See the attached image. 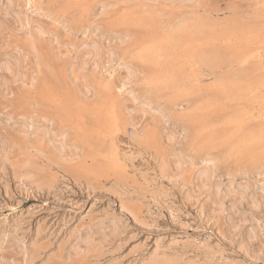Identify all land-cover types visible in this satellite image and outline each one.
Wrapping results in <instances>:
<instances>
[{"label": "rangeland", "instance_id": "1", "mask_svg": "<svg viewBox=\"0 0 264 264\" xmlns=\"http://www.w3.org/2000/svg\"><path fill=\"white\" fill-rule=\"evenodd\" d=\"M122 1L0 0V264H264V152L241 153L234 136L204 142L191 120L219 126L240 115L254 125L264 108L212 90L214 76L177 63L175 47L168 69L152 63L143 52L152 30L134 20L153 13L158 34L188 10L234 21L208 35L234 59L223 71L255 80L264 77V0ZM105 81L117 124L99 95Z\"/></svg>", "mask_w": 264, "mask_h": 264}, {"label": "bare ground", "instance_id": "2", "mask_svg": "<svg viewBox=\"0 0 264 264\" xmlns=\"http://www.w3.org/2000/svg\"><path fill=\"white\" fill-rule=\"evenodd\" d=\"M6 1V0H5ZM130 1V0H129ZM141 1V2H140ZM147 1L149 0H138L140 7L142 8L144 5H146ZM165 1H169V3L173 4L176 3V8H182L184 6H187L186 2H192L191 0H165ZM8 2V1H7ZM121 2L123 3V1L121 0ZM10 3V2H9ZM192 3L190 5H192ZM196 3V2H194ZM116 5V4H115ZM12 7V6H11ZM14 7V6H13ZM16 8V7H15ZM11 9V8H10ZM9 10V9H8ZM26 10V9H25ZM11 12V11H9ZM2 13V12H1ZM14 14V13H13ZM153 13L147 11L145 12V10H143L142 12H140L135 18L134 20L136 21V23H138L140 26H143L144 28H150L152 31L151 34V40L150 41V45L148 47L145 48V50H143L144 55H146L147 59L152 60L151 62L154 63L155 65L160 66L161 68H164L165 70L168 69V61L169 59L167 58V56L165 55V51L170 48V47H175L176 49H178V58H177V63L181 60H184L187 63H190L195 69L197 70H206L207 75H213L214 79H213V86H212V90L216 91L217 93H219L220 95L224 96L225 98H227L228 100H234L237 102H242L243 101H247L249 103H255L258 104L260 107L264 108V77H255L256 79H252L249 75L247 70H240L239 69L235 72L232 73H226L225 71H223L222 69V65L225 63H229L232 60V57H228L225 58L221 55L219 48L217 47V45L214 43V41L211 39V36L208 34L213 33L215 30L217 29H221L223 32L229 31L231 28H235V26L237 25L236 22L234 21H230V22H220L218 20L211 19L208 16L201 14V13H197L194 12L192 10H188V11H184L181 12L177 15V17L173 18L171 22L166 23L164 25L163 30H160V33L158 34L157 31V26L155 24V20L152 18ZM161 16V15H160ZM12 17V16H11ZM10 18V17H9ZM13 18V17H12ZM11 18V20H12ZM26 18V17H25ZM164 18V17H163ZM14 19V18H13ZM162 19V18H161ZM5 20V19H4ZM18 20V19H17ZM30 20V19H29ZM14 21V20H12ZM26 21V19H25ZM32 21V20H31ZM30 21V22H31ZM16 22V21H15ZM19 22V21H18ZM10 23V22H9ZM25 23V22H24ZM11 24V23H10ZM14 24V23H13ZM30 24V23H29ZM164 24V23H163ZM23 26V25H22ZM20 26V27H22ZM5 27V26H4ZM30 27V25H29ZM28 27V29H29ZM27 28V27H25ZM24 28V29H25ZM154 28H157L156 30H154ZM90 29V28H89ZM88 29V30H89ZM87 30V29H86ZM28 33V32H27ZM208 37H207V36ZM116 38V37H115ZM127 38V36H126ZM32 40V39H31ZM94 41V40H93ZM119 41V39H118ZM94 43V42H93ZM31 44V42H30ZM33 45V44H32ZM87 46V45H86ZM33 47V46H32ZM91 47V46H90ZM109 50V49H108ZM104 51V49H103ZM38 52V51H37ZM112 52V51H111ZM41 53V52H39ZM38 53V55H39ZM93 53V50L91 49V51H88V54ZM108 53V52H107ZM36 56H38L37 54H35ZM97 55V53H96ZM111 55V54H110ZM85 56V55H84ZM109 56V55H108ZM112 56V55H111ZM41 57V56H40ZM84 58V57H83ZM92 58V57H91ZM111 58V57H110ZM16 60V59H15ZM91 60V59H90ZM243 60H246V56L244 57ZM13 62V61H12ZM16 63V62H15ZM180 63V62H179ZM22 64V63H21ZM95 64V63H94ZM4 65V64H3ZM11 65V64H10ZM1 66V65H0ZM5 66V65H4ZM14 66V65H12ZM93 66V65H92ZM111 66V65H110ZM15 67V66H14ZM98 67V66H97ZM4 69V68H3ZM10 66L7 64L5 66V71H11L10 70ZM24 69V68H23ZM22 69V70H23ZM18 70V69H17ZM16 70V72H17ZM12 73V72H11ZM22 73V72H21ZM132 73V72H131ZM19 74V71H18ZM16 74V75H18ZM40 74V73H39ZM53 74L56 76V73L53 71ZM134 74V73H133ZM14 75V74H13ZM23 75V73H22ZM10 76H12V74H10ZM25 76V75H24ZM4 77V76H3ZM57 77V76H56ZM2 78V77H1ZM7 78V77H5ZM17 78V76H16ZM20 78V76H19ZM11 79V78H10ZM10 81V80H9ZM6 83V82H5ZM3 83V84H5ZM124 84V83H123ZM1 87V86H0ZM5 88V87H4ZM84 88V87H83ZM113 85L107 81L103 82L100 84L99 86V95H101L102 99L104 101H106L108 103V107H109V111H107V116L110 119V121H112L114 124L119 123V118L118 115L116 113V111L114 110L115 106L113 104V101L111 100V92L113 91ZM118 89V88H116ZM126 89V87H125ZM201 91H207V88H200ZM207 89V90H206ZM119 90V89H118ZM120 91V90H119ZM48 96H51L53 98H58V93L53 90V92L48 91ZM205 93V92H204ZM86 94V93H85ZM47 97V96H46ZM59 100V99H58ZM37 104V103H36ZM35 106V104H34ZM74 106V104L72 102H70V107ZM206 108V106L201 107L202 108ZM259 109V108H258ZM257 109V110H258ZM130 110V109H129ZM260 111V110H259ZM258 111V112H259ZM258 112H256L258 114ZM190 113H192L190 111ZM238 114V113H237ZM242 114V113H240ZM260 114V113H259ZM243 115V114H242ZM60 116V115H59ZM240 116V115H239ZM238 115L236 116H231L230 118H228L227 120H225L221 125L218 126L217 124V120L215 118H199V120L194 119L193 117L191 118V120L194 122V124H197V129L198 131L202 134V138L204 142H212L215 141L216 142H221V143H227L228 140L234 136L235 138H237V145H238V149L241 153H245V155L248 154V156L252 157L253 153L259 151V152H264V120H258V122L256 121V123L254 125H252L250 123L251 119H247L250 118H242L239 117ZM255 118V115L253 116ZM252 117V118H253ZM259 118V117H258ZM262 118V117H261ZM11 119V118H10ZM6 120V119H5ZM12 121V120H11ZM255 121V119L253 120ZM8 122V121H7ZM133 122V120H132ZM17 123V122H16ZM134 123V122H133ZM199 124V127H198ZM9 125V124H8ZM15 125V124H14ZM137 126V125H136ZM33 127V126H32ZM31 127V128H32ZM37 127V126H35ZM34 127V128H35ZM99 127V126H98ZM13 128V127H12ZM30 128V127H29ZM33 128V130H35ZM227 132H225V130H227ZM51 132V130H49ZM36 132V131H35ZM44 132V131H43ZM44 133H42L43 135ZM36 135V134H35ZM47 135V134H46ZM172 138V137H171ZM62 141V140H61ZM63 142V141H62ZM14 143V142H13ZM49 143V142H48ZM21 145V144H20ZM7 147V146H6ZM67 147V146H66ZM2 148V146H1ZM11 148V147H10ZM9 147H7V149H10ZM56 148V147H55ZM63 148V147H62ZM6 149V150H7ZM29 149V148H28ZM1 150V149H0ZM34 150V149H33ZM122 151V150H121ZM3 152V151H2ZM5 152V151H4ZM36 152V151H33ZM17 153V152H16ZM21 153V152H20ZM6 154V153H5ZM34 154V153H32ZM4 156V155H3ZM164 156V155H163ZM162 156V157H163ZM7 157V155H6ZM37 157V156H36ZM40 157V156H38ZM98 157V156H97ZM44 158V157H43ZM59 158V157H58ZM4 159H6L4 157ZM62 159V158H61ZM7 160V159H6ZM9 160V159H8ZM7 160V161H8ZM98 160V158H97ZM96 160V161H97ZM180 160V159H178ZM12 161V160H10ZM47 161V160H46ZM212 161V160H211ZM29 162V161H28ZM105 162V161H104ZM182 162V161H181ZM180 162V163H181ZM213 162V161H212ZM11 163V162H10ZM167 163V162H166ZM187 163V162H186ZM214 163V162H213ZM3 164V163H2ZM8 164V163H7ZM159 164V163H158ZM178 164V162H177ZM27 165V164H26ZM155 165V164H154ZM182 165V163L180 164V166ZM184 165V164H183ZM187 166V165H186ZM185 166V167H186ZM208 166V165H207ZM4 167V166H3ZM12 167V166H10ZM156 167V166H155ZM179 167V166H178ZM13 168V167H12ZM11 168V169H12ZM20 168V167H19ZM45 168V166H44ZM159 168V167H158ZM43 169V168H42ZM41 169V170H42ZM176 169V168H175ZM207 169V168H206ZM215 169V168H214ZM159 170V169H158ZM196 170V169H195ZM200 170V169H199ZM204 170V169H203ZM215 171V170H214ZM23 172V171H21ZM76 173V172H75ZM164 173V172H163ZM194 173V172H193ZM196 173V172H195ZM23 174V173H22ZM182 174V173H181ZM202 174V172H201ZM211 174V172H210ZM203 176V175H202ZM211 176V175H210ZM22 177V176H21ZM28 177V176H27ZM62 177V176H61ZM124 177V176H123ZM176 177V175H175ZM184 177V176H183ZM195 177V176H194ZM18 179V178H17ZM25 179V178H24ZM124 179V178H123ZM132 179V178H131ZM23 180V179H22ZM115 180L117 181V178L115 177ZM119 180V179H118ZM133 180V179H132ZM200 180V179H199ZM54 181V180H53ZM85 181V180H84ZM127 181V179H126ZM119 183V181H117ZM136 182V181H135ZM132 182V183H135ZM177 182V181H175ZM217 182V181H215ZM232 182V181H231ZM26 183V182H25ZM180 183V182H179ZM214 183V182H213ZM86 184V183H85ZM91 184V182H90ZM138 184V183H137ZM178 184V183H177ZM176 184V186H177ZM225 184V183H224ZM234 184V183H233ZM245 184V182H244ZM115 185V184H114ZM121 185V183H120ZM123 185V182H122ZM131 185V184H130ZM133 185V184H132ZM215 185V183H214ZM223 185V184H222ZM235 185V184H234ZM126 186V185H125ZM135 186V184H134ZM211 186V185H210ZM209 186V187H210ZM231 186V185H230ZM23 187V186H22ZM115 187V186H114ZM128 187V186H126ZM140 187V186H138ZM144 187V185L142 186ZM223 187V186H222ZM229 187V186H228ZM227 187V188H228ZM20 188V187H19ZM134 188V187H132ZM137 188V186H136ZM214 188V187H213ZM225 188V187H224ZM239 188H241L239 186ZM247 188V187H246ZM38 189V188H36ZM138 189V188H137ZM140 189V188H139ZM210 189V188H209ZM230 189V187H229ZM243 189V188H242ZM248 189V188H247ZM142 191V189H140ZM145 191H147V189H144ZM143 190V191H144ZM181 190V188H180ZM213 190V189H212ZM227 190V189H226ZM244 190V189H243ZM139 191V190H138ZM144 191V192H145ZM211 192V189L208 190ZM229 191V190H228ZM226 191V192H228ZM236 191V190H234ZM240 191V190H239ZM213 192V191H212ZM211 192V193H212ZM215 192L216 189H215ZM215 192L213 194H215ZM230 192V191H229ZM247 192V190H246ZM117 193V192H116ZM115 193V194H116ZM119 193H124V192H119ZM119 193H117V195L119 196ZM163 193V192H162ZM218 193V192H217ZM232 193V192H231ZM252 193V192H251ZM263 193V192H262ZM125 194V193H124ZM210 194V193H209ZM228 194V193H225ZM247 194V193H246ZM255 194V193H254ZM167 195V194H166ZM222 195V194H221ZM224 195V194H223ZM229 195V194H228ZM241 195V193H240ZM239 195V196H240ZM218 196V195H217ZM220 196V195H219ZM227 196V195H226ZM242 196V195H241ZM123 197H126L123 195ZM251 197V196H250ZM258 197V196H257ZM121 198V197H120ZM222 198V196H221ZM255 198V197H253ZM259 198V197H258ZM125 200V199H124ZM128 200V198H127ZM119 201V200H118ZM122 201V200H121ZM132 201V200H131ZM131 203V202H130ZM261 203V202H260ZM163 204V203H162ZM167 204V203H166ZM238 204V203H237ZM252 204V203H251ZM234 205V204H233ZM253 205V204H252ZM170 206V205H169ZM232 206V205H231ZM236 206V205H235ZM120 204H119V208H120ZM128 208V206H125ZM257 207V206H256ZM259 207V206H258ZM234 209V207H233ZM179 210V209H178ZM127 211V209L125 210ZM129 211V210H128ZM127 211V212H128ZM170 212V211H169ZM179 212V211H178ZM235 212V211H234ZM243 212V211H242ZM245 212V211H244ZM241 213L239 221L240 222H244L246 221L247 217H246V213ZM253 212V211H252ZM149 213V211L147 212ZM183 213V212H182ZM236 213V212H235ZM239 213V212H238ZM249 213V211H248ZM129 214H132L129 212ZM136 213H134L135 215ZM251 214V213H250ZM170 215V213H169ZM172 215V214H171ZM114 218V217H113ZM254 219V218H253ZM111 220V219H110ZM109 221V220H108ZM113 221V220H112ZM115 221V220H114ZM182 221V220H181ZM111 223V222H110ZM118 222H116L117 224ZM256 223V222H255ZM236 224V223H235ZM251 224V223H250ZM111 226V225H110ZM113 226V224H112ZM248 226V225H247ZM12 227V226H11ZM16 227V226H15ZM14 227V228H15ZM45 227V226H44ZM43 227V228H44ZM115 227V226H114ZM113 227V228H114ZM259 227V226H258ZM257 228V227H256ZM110 229V227H109ZM244 229V228H243ZM248 229V228H247ZM14 230V229H13ZM43 230V229H42ZM104 230V229H103ZM259 230V229H258ZM249 232V231H248ZM252 232V231H251ZM112 233V232H111ZM102 234V233H101ZM248 234V233H247ZM104 235V234H103ZM102 236V235H101ZM252 236V235H251ZM253 237V236H252ZM85 239V238H84ZM90 239V238H89ZM103 239V237H102ZM106 239V238H105ZM92 240V239H91ZM83 241V240H82ZM86 241V240H84ZM98 241V240H97ZM106 241V240H105ZM32 242V241H31ZM36 242V241H34ZM158 243V242H157ZM177 243V242H176ZM31 246V243H29ZM188 244V243H187ZM185 244V245H187ZM22 245V244H21ZM156 245V244H155ZM207 245V244H205ZM210 245V244H208ZM33 246V245H32ZM37 246V245H34ZM212 246V245H210ZM23 247V246H22ZM25 247V246H24ZM38 247V246H37ZM87 247V246H86ZM90 247V246H89ZM154 247V246H153ZM188 247V246H187ZM75 248V247H74ZM157 248V247H154ZM194 248V246L192 247ZM22 249V248H21ZM28 249V247H27ZM42 249V248H41ZM76 249V248H75ZM90 249V248H89ZM153 249V248H152ZM151 249V251H152ZM179 249V248H178ZM36 250V249H35ZM38 250V249H37ZM36 250V251H37ZM50 250V249H49ZM158 250V249H157ZM23 251V250H22ZM45 251V250H44ZM154 251V250H153ZM152 251V253H153ZM168 251V250H167ZM33 252V251H31ZM150 252V250H149ZM161 252V251H160ZM24 253V252H23ZM35 253V252H34ZM150 252V255H155L152 254ZM30 254V253H29ZM101 254V253H100ZM164 254V253H163ZM162 254V255H163ZM180 254V253H179ZM31 255V254H30ZM34 255V254H32ZM31 255V256H32ZM44 255H48L45 254ZM149 255V254H148ZM184 255V254H183ZM200 255V254H198ZM41 256V255H40ZM44 256V257H45ZM53 256V255H52ZM64 256V255H63ZM72 256V255H71ZM101 256V255H100ZM160 256V255H159ZM166 255L164 254V257ZM171 256V255H170ZM210 256V255H209ZM24 257H26L24 255ZM23 257V258H24ZM35 257V256H34ZM33 257V260L35 259ZM57 257V256H56ZM95 257L97 258L98 256L95 255ZM146 257V255H145ZM172 257V256H171ZM181 257V256H180ZM183 257V256H182ZM220 257V256H219ZM1 258V256H0ZM27 258H29V256H27ZM40 258V257H37ZM42 258V257H41ZM40 258V260H41ZM51 258V257H50ZM54 258V257H53ZM68 258V257H67ZM144 257H142L143 259ZM194 257H192L193 259ZM199 258V257H198ZM197 258V262L198 261ZM204 258V257H203ZM208 258V256H207ZM2 259V258H1ZM32 259V258H30ZM55 259V258H54ZM59 259V258H58ZM148 259V257H147ZM168 259V258H167ZM163 257L160 258H155V262L157 263H166V260ZM205 259V258H204ZM52 260V259H51ZM171 261V259H169ZM218 260V258H217ZM54 261V260H53ZM52 261V262H53ZM221 262L224 261L225 262V258L222 260H220ZM219 261V262H220ZM149 262V261H148ZM172 262V261H171ZM193 262V260H192ZM205 262V261H204ZM207 262V260H206ZM218 263V261H215ZM223 262V263H224ZM229 262V261H227ZM227 262L225 264H227ZM32 263V260H31ZM30 263V264H31ZM43 263V262H42ZM169 264H172L170 262H168ZM208 263V262H207ZM214 263V261L212 262ZM209 263V264H212ZM232 263V262H230ZM229 263V264H230ZM29 264V263H28ZM193 264V263H192ZM220 264V263H219Z\"/></svg>", "mask_w": 264, "mask_h": 264}]
</instances>
